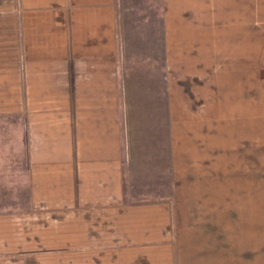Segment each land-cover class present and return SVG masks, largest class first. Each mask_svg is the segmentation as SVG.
<instances>
[{"label":"crops","instance_id":"0c3cea01","mask_svg":"<svg viewBox=\"0 0 264 264\" xmlns=\"http://www.w3.org/2000/svg\"><path fill=\"white\" fill-rule=\"evenodd\" d=\"M0 264H264V0H0Z\"/></svg>","mask_w":264,"mask_h":264},{"label":"rangeland","instance_id":"374dc122","mask_svg":"<svg viewBox=\"0 0 264 264\" xmlns=\"http://www.w3.org/2000/svg\"><path fill=\"white\" fill-rule=\"evenodd\" d=\"M211 161H214V159H210L209 160V164L211 163ZM207 168L212 169L214 168V165L208 166ZM208 169V170H209ZM215 177L216 174L214 173V171H208L207 173H204L202 175L196 176L194 175V180H198L199 181H194L190 182V184L192 186L188 187L187 186V201H193L194 200V196H204V197H209V196H214L215 195ZM193 179V178H192ZM204 180L203 182H201V180ZM192 198V199H191ZM191 208V205H187V208ZM212 207H214V205L211 204H203L202 208L206 209H211ZM193 208H195V206H193ZM202 221H207V222H211V217L204 214L201 218ZM207 225L203 224H198L197 227L202 228V227H206Z\"/></svg>","mask_w":264,"mask_h":264}]
</instances>
